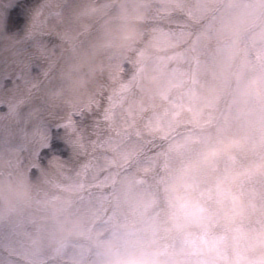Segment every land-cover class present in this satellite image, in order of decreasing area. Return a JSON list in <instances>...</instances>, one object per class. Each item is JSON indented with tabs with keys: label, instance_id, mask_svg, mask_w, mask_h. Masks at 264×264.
Wrapping results in <instances>:
<instances>
[{
	"label": "clouds",
	"instance_id": "1",
	"mask_svg": "<svg viewBox=\"0 0 264 264\" xmlns=\"http://www.w3.org/2000/svg\"><path fill=\"white\" fill-rule=\"evenodd\" d=\"M115 100L163 165L100 223L76 166ZM0 119L5 264H264V0H0Z\"/></svg>",
	"mask_w": 264,
	"mask_h": 264
},
{
	"label": "rangeland",
	"instance_id": "2",
	"mask_svg": "<svg viewBox=\"0 0 264 264\" xmlns=\"http://www.w3.org/2000/svg\"><path fill=\"white\" fill-rule=\"evenodd\" d=\"M15 12V9L12 10ZM24 18L22 17V23ZM21 23V24H22ZM186 71L185 68L177 67L175 72L177 75L184 74ZM130 79V77L128 78ZM127 83V81H125ZM127 89H122L118 91V97H123L126 95ZM107 107V105H106ZM120 101L115 100L110 109L106 112V114L101 115L99 118V122L102 124H113V122L119 120L120 127L114 128L110 137H112L113 143L107 148L108 161L103 163L98 167H88L87 169H83L80 167V162L85 158L84 156L78 161L76 166V174L77 181L76 187L80 192L84 202L86 205L91 206L93 209H99L100 211L97 213V218L103 217L104 215V205L109 200L110 196L114 197V205L116 200L118 199L116 194V186L113 187L112 195L109 192V189L115 184L117 181L118 171L120 168L132 163L134 158L141 151L153 147L148 141L147 143H143L137 146L135 140L131 139L133 136L138 135L141 136L143 140H148L150 137H146L144 133H138L129 128V124L135 119V117L131 114H126L124 116L120 115L119 112ZM12 131V125L6 124L2 119H0V140L8 135ZM105 131V130H104ZM15 132L20 137H26L29 135L28 131L23 128H16ZM142 146V147H141ZM141 147V148H140ZM160 151L158 149L152 150L149 152V155L143 160H139L134 164V167L129 170H125L118 176V181L121 177H126L129 175L137 176L138 172L142 173V179H137V183L147 190L149 188V184L153 181L154 177L152 175L153 163L150 162L152 160L155 161L157 158L161 156L159 154ZM159 154V157L157 156ZM67 155V153H64ZM159 164V163H158ZM158 164H155L156 166ZM163 164H161L162 167ZM160 171V170H159ZM149 178V179H148ZM150 180V181H149ZM118 183V182H117ZM114 207V206H113ZM113 215V209L110 216ZM6 254L0 250V264H5Z\"/></svg>",
	"mask_w": 264,
	"mask_h": 264
},
{
	"label": "snow or ice",
	"instance_id": "3",
	"mask_svg": "<svg viewBox=\"0 0 264 264\" xmlns=\"http://www.w3.org/2000/svg\"><path fill=\"white\" fill-rule=\"evenodd\" d=\"M15 12L12 11V15L8 20L11 26H19L22 23V17L24 14V5L12 6ZM90 123L86 121V124ZM95 130L90 133L88 143L93 147L84 149V159L80 162V167L87 169L88 167H98L108 161L107 148L113 143L112 137H110L103 128V124L96 122L91 125ZM70 151V144L59 135H52L46 138L42 146V155L45 156H66L64 153Z\"/></svg>",
	"mask_w": 264,
	"mask_h": 264
}]
</instances>
